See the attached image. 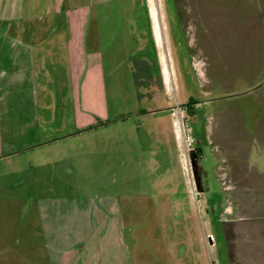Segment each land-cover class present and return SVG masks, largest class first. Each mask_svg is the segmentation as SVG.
Returning a JSON list of instances; mask_svg holds the SVG:
<instances>
[{"label": "rangeland", "instance_id": "obj_1", "mask_svg": "<svg viewBox=\"0 0 264 264\" xmlns=\"http://www.w3.org/2000/svg\"><path fill=\"white\" fill-rule=\"evenodd\" d=\"M61 5L91 8L82 60L45 37L37 118L2 80L0 264H264V0Z\"/></svg>", "mask_w": 264, "mask_h": 264}, {"label": "crops", "instance_id": "obj_2", "mask_svg": "<svg viewBox=\"0 0 264 264\" xmlns=\"http://www.w3.org/2000/svg\"><path fill=\"white\" fill-rule=\"evenodd\" d=\"M37 1L0 0V89L5 86L2 80L6 77L10 79V82L12 79L14 82H26L21 84L20 94L27 96L28 99L8 113L9 118L12 119L20 108L26 110L20 113L17 122L28 120L31 116L37 118V115L28 109L33 110L34 102L37 101L32 100V80L39 75L45 76L47 69L45 37L61 33L68 34L72 52L70 61L71 63L77 61L79 65L82 60L81 50L86 24L91 16V8L86 5H71L65 8L61 5L62 0H54L53 4L42 3V0L37 4ZM25 3L30 7L25 9ZM32 19L34 21H30ZM56 67L59 68V63ZM89 70L90 68H87L86 72L82 70L86 76L82 87L74 85L80 88L81 94L83 93L84 107L87 109L94 105H102L101 89L96 85L93 76L89 74ZM79 72L81 73V69ZM7 84L10 86V83L7 82ZM18 91L17 88L16 92ZM77 118L83 122L88 121L87 116L77 114Z\"/></svg>", "mask_w": 264, "mask_h": 264}, {"label": "water", "instance_id": "obj_3", "mask_svg": "<svg viewBox=\"0 0 264 264\" xmlns=\"http://www.w3.org/2000/svg\"><path fill=\"white\" fill-rule=\"evenodd\" d=\"M142 4H144V0H142ZM189 160H190V166H191V171H192L194 183L196 185L195 186L196 190L202 191V187L198 183V180H199V177L197 175V173H198V159H197L196 153L193 150H191L189 152Z\"/></svg>", "mask_w": 264, "mask_h": 264}, {"label": "flooded vegetation", "instance_id": "obj_4", "mask_svg": "<svg viewBox=\"0 0 264 264\" xmlns=\"http://www.w3.org/2000/svg\"><path fill=\"white\" fill-rule=\"evenodd\" d=\"M199 174H200V171H199ZM198 183H199V184H201V179H200V176H199Z\"/></svg>", "mask_w": 264, "mask_h": 264}]
</instances>
